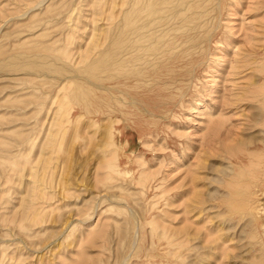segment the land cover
Instances as JSON below:
<instances>
[{
    "label": "rangeland",
    "instance_id": "1",
    "mask_svg": "<svg viewBox=\"0 0 264 264\" xmlns=\"http://www.w3.org/2000/svg\"><path fill=\"white\" fill-rule=\"evenodd\" d=\"M147 1L0 0V264H264V0Z\"/></svg>",
    "mask_w": 264,
    "mask_h": 264
},
{
    "label": "bare ground",
    "instance_id": "2",
    "mask_svg": "<svg viewBox=\"0 0 264 264\" xmlns=\"http://www.w3.org/2000/svg\"><path fill=\"white\" fill-rule=\"evenodd\" d=\"M139 1V0H138ZM154 1V0H153ZM171 1V0H170ZM179 1V0H178ZM178 1H173V4H172V7H173V5H174V3H177ZM183 1H185V0H183ZM193 0H191V2H192ZM203 1V0H202ZM130 2H132V1H130ZM147 2H149V0L147 1ZM164 2H166L167 3V1H165L164 0ZM134 3V2H133ZM141 3V2H140ZM144 3V2H143ZM170 3V2H169ZM180 3H182V1L180 0L177 4L179 5ZM185 3V2H184ZM190 3V2H189ZM195 3V4H194ZM205 3V2H204ZM125 4V3H124ZM145 4V3H144ZM157 4H159L158 2H157ZM160 4H162L163 5V2L162 3H160ZM174 5V6H178V5ZM197 4V2H196V0H195V2L193 1V3H191V4H189V6H188V8L187 9H178V8H176V7H173V8H176V9H174L173 10V12H170L169 14H164L165 16H161V15H163V13L161 14V15H159V16H161V17H157V16H155V17H157V18H153V19H147L148 18V16H147V18L145 17V19H146V21H144V19H143V21H142V23L140 24V25H138V27L137 26H135V33H136V31H141V33H139L140 35L138 36V34H137V37H135V38H133V40H135V42L137 43V44H135L133 47H135V49H133V50H137L138 51V53L140 52L139 50H141V49H145V50H149V49H152L153 47H154V45H156V43H157V40H153V39H150L151 40V42H149L148 44L147 43H145V44H143L144 43V41L146 42V41H148L147 39L150 37V36H152V35H154V34H156L157 32H164L165 31V29H168V26L167 25H169L170 23H172V24H175L176 23V25H177V23H180L181 24V22H180V20H182V21H184L183 20V18L182 17H179L180 16V14L182 15V13H184L186 10L188 11V10H190L191 11V15H193V13L195 12V10L198 8L197 6L198 5H196ZM128 5V4H127ZM132 5V4H131ZM135 5V4H134ZM181 5V4H180ZM186 5V7H187V4H185ZM133 6V5H132ZM136 6V5H135ZM134 6V7H135ZM147 6V5H146ZM159 6V5H158ZM157 6V7H158ZM168 6V4H166V5H164L162 8H164L165 9V7H167ZM202 6V5H201ZM200 6V7H201ZM142 7V6H141ZM150 7V6H149ZM169 7V6H168ZM179 7V6H178ZM196 7V8H195ZM144 8V7H143ZM172 8V9H173ZM194 8H195V10H194ZM128 9V8H127ZM132 9H133V7H132ZM138 9V8H137ZM139 9H141V8H139ZM147 9H149V8H147ZM156 9V13H159V11L157 12V8H155ZM134 10V9H133ZM144 10V9H143ZM142 10V11H143ZM170 10V9H169ZM193 10H194V12H193ZM126 11V10H125ZM150 11V10H149ZM161 11V10H160ZM163 11V10H162ZM171 11V10H170ZM186 11V12H187ZM190 11H189V13L188 14H190ZM197 11V10H196ZM199 12H200V10H198ZM197 11V12H198ZM128 12V11H127ZM134 12V11H133ZM138 13H141L140 12V10L139 11H137ZM207 13V12H206ZM131 14V13H130ZM147 14V13H146ZM154 14H155V12H154ZM160 14V13H159ZM195 14H196V12H195ZM198 14H201V13H198ZM198 14H196L197 16H198ZM145 15V14H144ZM148 15V14H147ZM185 15V14H184ZM202 15V14H201ZM200 15V16H201ZM204 15V14H203ZM206 15V14H205ZM131 16H135V15H133V14H131ZM152 16V15H151ZM199 16V17H200ZM137 17V16H136ZM184 17V16H183ZM192 17V16H191ZM196 17V16H195ZM209 17V16H208ZM179 18H182V19H180L178 22H177V20L179 19ZM193 18V17H192ZM136 19V18H135ZM186 19V18H185ZM196 19H198V18H196ZM204 19V18H203ZM187 20H189V18L187 17ZM186 20V21H187ZM190 20H191V18H190ZM209 20V19H208ZM129 21V20H128ZM141 21V20H140ZM193 21V20H192ZM125 23V22H124ZM134 23H136V21L134 22ZM190 23V22H189ZM194 25L195 24H197V23H195V22H192ZM129 24V23H128ZM127 24V25H128ZM131 24H132V22H131ZM191 24V23H190ZM201 24V23H200ZM200 24H199V26H200ZM203 24V23H202ZM126 25V26H127ZM130 25V24H129ZM133 25V24H132ZM193 25V26H194ZM125 26V27H126ZM166 26V27H165ZM190 27L189 29H192V30H195V26L194 27ZM121 27H123V26H121ZM170 27V26H169ZM176 27H178V26H176ZM176 27L174 28V29H176ZM198 27V26H197ZM202 27V26H201ZM179 28H181L180 26H179ZM210 28V27H209ZM119 29V28H118ZM121 29V28H120ZM134 29V28H133ZM186 29V28H185ZM129 31V30H128ZM171 31H172V28H171ZM174 31V30H173ZM176 31V30H175ZM178 31V30H177ZM181 31V30H180ZM187 31V30H186ZM119 32V31H118ZM122 32V31H121ZM166 32V31H165ZM167 32H169L170 33V31H167ZM181 32H183V31H181ZM123 33H125L124 31H123ZM131 33H132V31H131ZM135 33H134V35H135ZM166 34V33H165ZM184 34H186V33H184ZM126 35V34H125ZM128 35H130V34H128ZM180 35V34H179ZM187 35V34H186ZM165 35H162V37H164ZM175 37H176V35H174ZM121 37V36H120ZM120 37H118V38H120ZM157 37H159V36H157ZM156 37V38H157ZM170 37V36H169ZM174 37V38H175ZM152 38V37H151ZM156 38H154V39H156ZM104 39V38H103ZM185 39H188V38H185ZM191 39V38H190ZM123 40V39H122ZM170 40V39H169ZM169 40H167V41H169ZM120 41V40H119ZM173 40L171 39V41L170 42H172ZM187 41V40H186ZM160 42V41H159ZM162 42L163 41H161V43H160V45L162 44ZM178 42V41H177ZM183 42V41H182ZM133 43V42H132ZM132 43H130V44H132ZM164 43H165V41H164ZM173 43L174 42H172V45H173ZM181 43V42H180ZM174 44H176V42L174 43ZM179 44V43H178ZM165 45H167V44H165ZM165 45H164V47H165ZM172 45H170V46H172ZM181 46H182V44H180ZM193 45V44H192ZM122 46V45H121ZM157 46V45H156ZM181 46H180V48H181ZM184 46V45H183ZM182 46V47H183ZM161 47V46H160ZM159 47V48H160ZM163 47V46H162ZM179 47V46H178ZM178 47L177 46H173V47H168V49H165V48H162L161 49V53L159 54V55H157V56H159L158 58H162V56L164 57V60H163V62L161 61L159 64H163V63H165V62H168L169 63V61H173L174 62V60H175V56H172V57H174V58H168V55H170V54H177L178 52H179V49H178ZM194 46H192V48H193ZM123 48V47H122ZM166 48H167V46H166ZM169 48H171V50L169 49ZM189 48V47H188ZM190 48H191V46H190ZM115 49V48H114ZM186 49V48H185ZM119 50V49H118ZM132 50V51H133ZM190 50V49H189ZM126 51V50H125ZM136 51V52H137ZM182 51V50H181ZM180 51V52H181ZM136 52H135V54H136ZM142 52V51H141ZM140 52V53H141ZM144 52V51H143ZM149 51H147V53H148ZM160 52V51H159ZM184 52V51H183ZM182 52V53H183ZM122 53V52H121ZM125 53V52H124ZM181 53V54H182ZM187 53V52H186ZM185 53V54H186ZM128 54V53H127ZM142 54V53H141ZM146 53H144V55H145ZM155 55V56H156ZM182 55H184V54H182ZM112 56V55H111ZM126 56V55H125ZM129 56V55H128ZM140 56V55H139ZM139 56H138V58H139ZM152 56H153V54H152ZM154 56V57H155ZM177 57L179 56V55H176ZM185 56V55H184ZM141 57V56H140ZM143 57V56H142ZM118 58V57H117ZM124 58V57H123ZM181 58H183L182 56H181ZM134 59H136V58H134ZM143 59V58H142ZM150 60V59H149ZM154 60V59H153ZM122 62V61H121ZM151 62V61H150ZM144 63V62H143ZM149 63V62H148ZM156 63V62H155ZM172 63V62H171ZM171 63H169L170 65H171ZM175 63V62H174ZM173 63V64H174ZM153 64V63H152ZM177 64V63H176ZM115 65V64H114ZM156 66H158V65H156ZM167 66V65H166ZM163 67V66H162ZM171 67V66H170ZM109 68V67H108ZM117 68V67H116ZM160 68V67H159ZM165 68V67H164ZM161 70H163L162 68H160ZM166 69V68H165ZM170 69H172L173 70V68H167V70H169V72L171 71ZM160 70V71H161ZM105 72H107V71H105ZM129 72V71H128ZM162 72V71H161ZM165 72H166V70H165ZM168 73V72H167ZM133 74V73H132ZM159 74V73H158ZM163 74H165L164 73V70H163ZM162 75V74H161ZM169 75V74H168ZM154 76H156V77H158L157 76V72H156V75H154ZM174 75H172V76H170L169 75V77H159V78H156V82H158V83H168V82H171V81H173V80H175L174 78H175V76L173 77ZM135 78V77H134ZM155 78V77H154ZM154 78H152V79H154ZM178 81H179V79H178ZM86 94V93H85ZM110 94V93H109ZM124 98V97H123ZM107 191V190H106ZM135 239V238H134Z\"/></svg>",
    "mask_w": 264,
    "mask_h": 264
}]
</instances>
